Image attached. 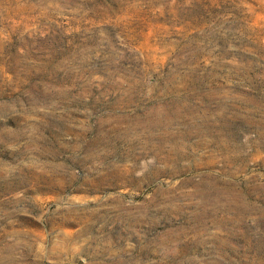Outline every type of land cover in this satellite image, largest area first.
Masks as SVG:
<instances>
[{
    "label": "rangeland",
    "instance_id": "rangeland-1",
    "mask_svg": "<svg viewBox=\"0 0 264 264\" xmlns=\"http://www.w3.org/2000/svg\"><path fill=\"white\" fill-rule=\"evenodd\" d=\"M0 264H264V0H0Z\"/></svg>",
    "mask_w": 264,
    "mask_h": 264
}]
</instances>
